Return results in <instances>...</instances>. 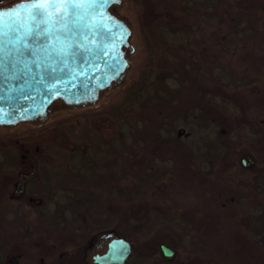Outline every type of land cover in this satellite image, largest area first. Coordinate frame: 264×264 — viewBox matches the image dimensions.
I'll list each match as a JSON object with an SVG mask.
<instances>
[{
	"label": "rangeland",
	"instance_id": "rangeland-1",
	"mask_svg": "<svg viewBox=\"0 0 264 264\" xmlns=\"http://www.w3.org/2000/svg\"><path fill=\"white\" fill-rule=\"evenodd\" d=\"M141 3L138 10L154 47L148 107L138 108L142 116L119 115L100 135L74 139L63 126L0 141V264L18 256L19 264H84L79 256L84 259L85 251L80 249L74 260L70 245L88 246L92 230L112 220L120 223L119 230L106 231L133 238V253L149 258L144 264H160L165 259L160 243L146 246L136 236L147 222V206L159 215L167 211L172 220L155 232L178 255L169 264H264V92L248 85L250 75L264 74V0ZM134 10L126 0L112 7L133 30L126 49L130 66L121 82L141 59ZM232 29L242 44L228 59H216L218 44ZM206 49L211 55L201 59ZM120 83L98 103L116 94ZM78 111L59 103L46 120ZM27 127L32 124L17 129ZM4 130L10 128L0 127ZM44 146L57 151L60 179L53 186L45 181L32 185L48 201L50 231L42 233L34 229L36 219L23 218L9 197L19 174L37 166ZM86 154L90 166L80 163ZM249 162L255 164V176ZM104 180L113 194L130 187L131 198L114 194L103 199ZM103 238L94 253L104 250ZM128 264L137 262L130 258Z\"/></svg>",
	"mask_w": 264,
	"mask_h": 264
},
{
	"label": "water",
	"instance_id": "water-1",
	"mask_svg": "<svg viewBox=\"0 0 264 264\" xmlns=\"http://www.w3.org/2000/svg\"><path fill=\"white\" fill-rule=\"evenodd\" d=\"M36 3L46 8H33ZM120 4L122 0H20L0 7V127L43 118L57 100L68 106L97 104L121 82L130 66L126 49L133 30L112 11ZM102 237L111 240L96 262L127 264L131 242L114 231ZM160 249L166 258L175 255L166 244Z\"/></svg>",
	"mask_w": 264,
	"mask_h": 264
},
{
	"label": "trees",
	"instance_id": "trees-1",
	"mask_svg": "<svg viewBox=\"0 0 264 264\" xmlns=\"http://www.w3.org/2000/svg\"><path fill=\"white\" fill-rule=\"evenodd\" d=\"M17 1L20 0H0V7L11 5ZM129 4H132V6L135 8L134 15L135 19L139 28V38L141 40L142 44V50H141V59L139 60L138 64L135 65L133 68V74L129 77L128 80H125V82H121V87L119 88L118 92L114 94L111 98H108L103 103H97V104H90L87 106H79L78 112L70 113L69 115L58 117L54 120L47 121V116L40 118L33 122H25V123H31L32 127H27L25 129H17L19 125L24 124H18L16 126H7L6 128H10V130H4L0 132V141L1 140H20L25 137H32L37 136L39 134H43L45 132H48L49 130L57 127H63L68 126L70 129L69 131L74 136V139L79 137L81 134H95L100 135V133L104 132L102 129L107 128V124L109 122L113 123V119H117L119 115L124 117L125 119H128L131 116L137 115L136 118H139L144 113L142 110H138L140 107H145L147 110L148 107V85H147V79L149 72L152 68V59H153V52L154 47L152 45L151 39L146 31L145 23L143 21V15L142 11L140 9L138 10V7L142 8L141 0H126ZM242 44V37L239 35L235 29H232L228 32V35L225 36L223 41H221L218 44V51L216 54V59H228L231 55V52H233L234 49L237 48L239 45ZM184 51V50H183ZM211 51L206 49L204 52H202L199 57L203 59L204 56H209ZM211 55V54H210ZM248 85H252L254 87V91L260 90L264 92V74L261 73H255L250 75L248 77ZM65 104L62 100H57L52 103L49 110L56 104ZM48 110V112H49ZM79 124V125H77ZM110 124V123H109ZM67 127V128H68ZM12 128V129H11ZM14 129V130H13ZM76 129L79 130L80 134H76ZM57 152V151H56ZM55 151H50L46 146L41 148L39 151V163H37L36 169L39 173V182H48L50 186H53L56 184L57 180L60 179L57 173V168L54 163V155L56 153ZM13 161L16 165V170H19L21 168V164L17 158V156L13 155ZM83 156V155H82ZM3 162L0 161V165ZM81 164L84 166H90V162L88 164V156L87 154L81 159ZM258 164H263L261 160L257 162ZM244 165V164H243ZM93 166V165H91ZM255 164H253L251 167H254ZM256 168H251L250 172L251 174L256 175ZM234 178V176H233ZM104 188L100 189L99 192H101V197L103 199L108 198V196H114L115 195H122V199H130L129 196L130 187L125 186L126 189L120 191L115 190L113 194V189L109 191V186L107 185L106 180L103 181ZM125 193V194H124ZM133 199V197H132ZM21 208L24 210V212L29 216H34L35 214L39 215L36 217L37 223L34 225L38 230H42L45 228L49 229V225H46L45 220L48 218V210L46 209V202L44 203V206L38 207L35 204H25L24 200L21 203ZM147 222H145L142 226V228L139 230V232L136 234L138 242H141L143 245H160L162 244L160 241H158L157 236L155 232L158 231L160 227L163 225H169L171 224V218L168 216V212L166 211V214L159 215L154 210H149V207L147 206ZM159 225V226H158ZM117 228L119 230L120 223H117L116 220H112L108 222L107 224H104L100 226L98 229L92 230V233L98 230H105L109 228ZM157 230V231H156ZM132 244H136L134 239H128ZM75 245V244H71ZM262 246H264V239L262 242ZM178 255L175 252V255L173 258H176ZM131 260H135L137 264H144L145 262L149 261V258L142 254L138 255L136 253L132 254ZM171 258H162L160 264H169Z\"/></svg>",
	"mask_w": 264,
	"mask_h": 264
},
{
	"label": "flooded vegetation",
	"instance_id": "flooded-vegetation-1",
	"mask_svg": "<svg viewBox=\"0 0 264 264\" xmlns=\"http://www.w3.org/2000/svg\"><path fill=\"white\" fill-rule=\"evenodd\" d=\"M253 165V163L251 164V166ZM39 173H38V170L35 168H33L32 171H30L29 173H25V172H21L19 174V178H18V181H16L14 183V188H13V191H12V194L10 195L9 199L11 201H14L18 204V209L20 210L19 212H22V217L24 218V214H26L24 212V210L21 208V203L22 201L24 200V203L25 204H35L37 205L38 207H42L44 206V203L46 202V209L48 210V201H43L41 194H40V190L36 187V186H32L33 184L36 185L39 183ZM29 185V186H28ZM28 217H31L29 215H27ZM39 216L37 214H35L34 216H32L33 218L36 219V217ZM46 224V223H45ZM35 225V224H34ZM34 229H36L37 232H49L50 230L48 228H45L43 229V231L39 230L34 227ZM21 231V229H20ZM108 231L106 230H98L95 232V235L91 237V240L89 242V245L88 246H83V245H70V250L73 251L75 253V256L73 257V259L77 260V252H80L81 250L82 251H85V253L87 254L84 259H81L80 256H79V261L83 262L84 264H98L95 260V258L99 255H102L104 254L107 249H108V246H109V242L111 239L109 238H103L105 239L107 242L105 245H100V249L104 248V250L101 252H97V253H94V245L96 244V241H98V239H100V237L103 236L104 233H106ZM97 245V244H96ZM81 249V250H80ZM91 254V261L90 259H88V256H90ZM18 258H20L18 256ZM18 258H14V259H10V257L8 258L6 264H19V260ZM73 260V262H75ZM31 264L30 261H27L26 264ZM61 264H64V263H61Z\"/></svg>",
	"mask_w": 264,
	"mask_h": 264
},
{
	"label": "snow or ice",
	"instance_id": "snow-or-ice-1",
	"mask_svg": "<svg viewBox=\"0 0 264 264\" xmlns=\"http://www.w3.org/2000/svg\"><path fill=\"white\" fill-rule=\"evenodd\" d=\"M32 7L35 9H43V8H46V5L41 4V3H36V4L32 5ZM17 15H18V13H17Z\"/></svg>",
	"mask_w": 264,
	"mask_h": 264
}]
</instances>
